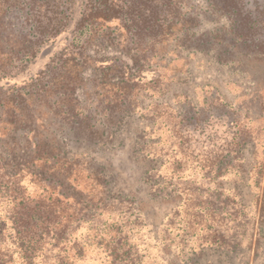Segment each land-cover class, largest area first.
I'll list each match as a JSON object with an SVG mask.
<instances>
[{
	"label": "rangeland",
	"instance_id": "1",
	"mask_svg": "<svg viewBox=\"0 0 264 264\" xmlns=\"http://www.w3.org/2000/svg\"><path fill=\"white\" fill-rule=\"evenodd\" d=\"M244 17L260 45L232 38ZM263 41L264 0L10 10L0 21L2 163L13 171L37 141L61 143L64 235L36 264H264ZM22 184L43 197L30 175ZM8 224L0 202L1 231Z\"/></svg>",
	"mask_w": 264,
	"mask_h": 264
},
{
	"label": "trees",
	"instance_id": "2",
	"mask_svg": "<svg viewBox=\"0 0 264 264\" xmlns=\"http://www.w3.org/2000/svg\"><path fill=\"white\" fill-rule=\"evenodd\" d=\"M45 2L47 0H0V21L15 7L27 5L40 9ZM123 8L111 7L109 10L113 12L108 15L122 13ZM231 8L232 4L229 3L222 12H229ZM19 11L22 9L20 8ZM90 14V17L101 16L99 12ZM28 18L27 12L26 19ZM246 20V17L241 21L233 20L232 38L242 41L243 44L260 45L261 41L258 43L253 39L258 26L252 25L254 21H249L248 25L249 22ZM135 29L141 30L139 26H135ZM69 84H73V81ZM14 124L15 130H20L23 128L20 126L25 125L17 122ZM52 141L55 145L53 147L40 140L37 141L34 155L24 162L15 163L13 171L2 163L3 159L0 157V202L5 204L6 218L9 222L6 230L0 229V264H13L15 261H20L22 264H36L39 256L46 257L47 249L51 245L57 246L61 243V237L64 235L61 229V191H59L61 190V143L55 138ZM27 174L43 186V197H31L27 194L22 184V179ZM69 218H66L67 224ZM47 244L50 246H46ZM58 264L66 263H62L59 257Z\"/></svg>",
	"mask_w": 264,
	"mask_h": 264
}]
</instances>
